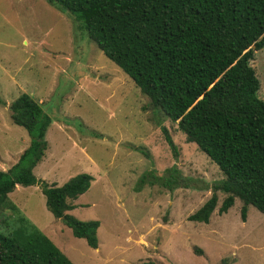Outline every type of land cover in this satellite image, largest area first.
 Returning <instances> with one entry per match:
<instances>
[{"label": "rangeland", "instance_id": "obj_1", "mask_svg": "<svg viewBox=\"0 0 264 264\" xmlns=\"http://www.w3.org/2000/svg\"><path fill=\"white\" fill-rule=\"evenodd\" d=\"M253 53L249 63L264 100V46ZM21 92L39 102L52 121L35 174L47 171L55 185L79 173L92 177L66 214L98 221L97 247L74 237L32 185L19 186L4 199L1 233L8 223L26 234H42L73 264H218L222 259L264 264V215L247 205L241 220L238 198L219 214L226 194L216 191L208 221L188 220L221 172L175 122L152 112L132 80L70 16L45 0H0L1 168L13 164L28 143L7 110ZM157 122L176 145L175 155ZM166 169L177 171L172 189L159 182Z\"/></svg>", "mask_w": 264, "mask_h": 264}, {"label": "trees", "instance_id": "obj_2", "mask_svg": "<svg viewBox=\"0 0 264 264\" xmlns=\"http://www.w3.org/2000/svg\"><path fill=\"white\" fill-rule=\"evenodd\" d=\"M45 1L70 16L132 80L152 112L175 122L185 140L221 172L210 196L188 220L208 221L216 191L226 194L219 214L238 198L241 220L247 205L264 215V100L249 63L253 52L264 46V0ZM40 105L25 92L7 105L9 120L26 131L28 144L12 165L0 170V211L15 185H37L46 209L74 237L96 248L98 221L66 214L92 177L79 173L55 185L32 172L46 149L44 134L51 121ZM157 125L175 155L167 129ZM165 172L159 182L172 189L177 171ZM9 225L5 234L0 232V264H73L46 236ZM218 264L226 263L222 259Z\"/></svg>", "mask_w": 264, "mask_h": 264}, {"label": "crops", "instance_id": "obj_3", "mask_svg": "<svg viewBox=\"0 0 264 264\" xmlns=\"http://www.w3.org/2000/svg\"><path fill=\"white\" fill-rule=\"evenodd\" d=\"M52 122V121H51ZM51 122H50V124L48 125V127H47V129H46V131H45V134H44V138L47 136V133H48V130H49V127L51 126ZM55 127H56V129H59L61 126L60 125H56L55 124ZM47 142V141H46ZM28 144V143H27ZM27 146V145H26ZM25 146V147H26ZM49 146V143H47V145H46V148ZM24 147V148H25ZM82 149V148H81ZM22 151V150H21ZM20 153V152H19ZM82 154H84V153H82ZM44 157V154L42 155V157H41V159ZM17 159V158H16ZM41 159L38 161V163H36L35 165H34V167H33V169H32V172H33V174L35 175V177L36 178H38V179H43V180H45L46 182H48V183H52V184H54L55 183V181H53V180H51V178H49L48 176H47V171H39L40 172V174H35V168H37V165L39 164V162L41 161ZM16 161V160H15ZM12 165V164H11ZM1 166V165H0ZM10 165H5V168H1L0 167V170H5V169H7L8 167H9ZM68 179V178H67ZM66 179V180H67ZM20 185H15V187H14V189L11 191V192H15V191H17L16 189L18 188V190H19V187ZM32 186H34L35 188H37L38 186L37 185H32ZM10 192V193H11ZM9 194V193H8ZM78 196H81V194H79ZM77 198V197H76ZM76 198L74 199L75 201H74V203H76ZM73 202V201H72ZM94 249H96V248H94Z\"/></svg>", "mask_w": 264, "mask_h": 264}]
</instances>
